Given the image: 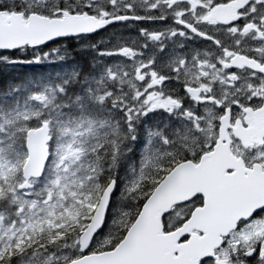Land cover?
Here are the masks:
<instances>
[{
  "label": "snow or ice",
  "instance_id": "6c2138e0",
  "mask_svg": "<svg viewBox=\"0 0 264 264\" xmlns=\"http://www.w3.org/2000/svg\"><path fill=\"white\" fill-rule=\"evenodd\" d=\"M0 264H264V0H0Z\"/></svg>",
  "mask_w": 264,
  "mask_h": 264
}]
</instances>
